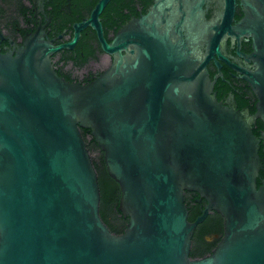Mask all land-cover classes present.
<instances>
[{"label":"water","instance_id":"obj_1","mask_svg":"<svg viewBox=\"0 0 264 264\" xmlns=\"http://www.w3.org/2000/svg\"><path fill=\"white\" fill-rule=\"evenodd\" d=\"M108 1L69 43L38 30L0 57V264H264V128L253 130L264 124V0H242L233 27L235 0L210 20L205 0H154L111 43L99 20ZM87 25L114 62L88 84L69 82L51 55ZM227 32L254 41L253 69L240 68L258 98L253 113L214 92L207 64L226 59ZM82 128L120 186L118 208L129 217L120 234L101 217ZM186 191L207 201L193 222ZM211 211L223 216L224 235L193 258L195 228Z\"/></svg>","mask_w":264,"mask_h":264},{"label":"flooded vegetation","instance_id":"obj_2","mask_svg":"<svg viewBox=\"0 0 264 264\" xmlns=\"http://www.w3.org/2000/svg\"><path fill=\"white\" fill-rule=\"evenodd\" d=\"M99 1L0 0V57L5 54L16 55L26 38L38 30H43V35L54 45L69 43L75 36L76 25L89 19ZM241 1L235 0L231 27L245 16V6ZM153 2L154 0H109L99 14L107 42L111 43L124 25L146 13ZM224 3L225 0H205L203 11L207 20L224 13ZM219 23H222V20ZM78 32L77 42L72 47L54 52L51 61L67 81L88 84L112 66L114 56L103 49L97 30L91 25L79 29ZM253 43V38L249 35L238 37L235 32H227L221 40V50L226 59L216 56L207 64L218 99L226 106L244 114L247 111L253 113L251 109H256L258 101L256 93L244 78L245 73L240 70H251L254 67V61L250 57ZM257 122L258 119L253 123V130L257 129ZM185 197L189 216L194 217L189 220L193 222L201 214L207 201L204 198L198 200L200 195L196 191H188ZM224 230L223 216L211 211L207 218L196 226L191 251L195 247L200 251L211 248L205 255L210 254L223 237Z\"/></svg>","mask_w":264,"mask_h":264},{"label":"trees","instance_id":"obj_3","mask_svg":"<svg viewBox=\"0 0 264 264\" xmlns=\"http://www.w3.org/2000/svg\"><path fill=\"white\" fill-rule=\"evenodd\" d=\"M252 112L255 111V107L251 109ZM258 127L254 129V132L258 134L260 132L259 128H263V122L258 119ZM82 133L85 140L88 143L90 151L93 155V162L95 168L98 172V181L101 191V201H100V214L105 223L110 227L111 231L120 234L122 233L129 220V217H125L119 210V201L121 197L120 186L115 179H113L106 168L105 160H104V152L99 148L96 143L94 137L91 135V131L89 129L82 128ZM260 156L263 161V168L260 171V175L264 177V149L261 148ZM260 184V180H259ZM188 191L185 192V195ZM193 216H189V219H193ZM211 249V248H210ZM210 249H205L200 251L198 248H194L191 251V257H203L205 253L209 252Z\"/></svg>","mask_w":264,"mask_h":264},{"label":"rangeland","instance_id":"obj_4","mask_svg":"<svg viewBox=\"0 0 264 264\" xmlns=\"http://www.w3.org/2000/svg\"><path fill=\"white\" fill-rule=\"evenodd\" d=\"M93 155H96V153L92 154V156H93Z\"/></svg>","mask_w":264,"mask_h":264}]
</instances>
